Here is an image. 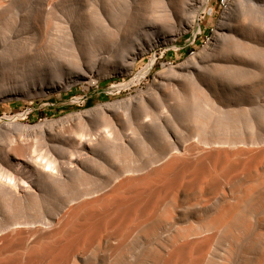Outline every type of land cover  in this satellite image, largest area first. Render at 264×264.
<instances>
[{"label": "bare ground", "instance_id": "1", "mask_svg": "<svg viewBox=\"0 0 264 264\" xmlns=\"http://www.w3.org/2000/svg\"><path fill=\"white\" fill-rule=\"evenodd\" d=\"M186 1L0 0V64L71 58L113 35L133 4L159 2L170 13ZM206 1L193 0L195 29ZM248 1L224 0L213 40L177 66L178 89L167 90L160 72L134 96L15 123L47 131L76 121L88 133L73 135L65 152L22 142L0 152V264H264V45L244 48L240 36L233 44L237 30L228 28ZM144 16L148 35L159 17ZM96 118L109 129L91 132Z\"/></svg>", "mask_w": 264, "mask_h": 264}, {"label": "rangeland", "instance_id": "2", "mask_svg": "<svg viewBox=\"0 0 264 264\" xmlns=\"http://www.w3.org/2000/svg\"><path fill=\"white\" fill-rule=\"evenodd\" d=\"M140 4L138 6L133 4L128 15L122 17L119 23L121 29L111 28L115 31L113 35L112 33L109 34V38L91 39L92 47L89 51H77L76 55L71 56V58L65 57L66 59L69 58L67 61L66 59L62 60L63 57L57 56H53L50 58L51 60L33 57V64L25 62L22 57H19L14 61L16 64L20 63L14 66L17 67L15 69L11 65L12 63L1 62L0 152H5L11 145L21 142L24 146H30L32 152H65L63 148H66L65 144L70 141L73 135L78 134L77 137H82L88 133L83 130L82 125H77L76 121L56 125L47 131H30L15 123L35 125L45 121H55L72 113L84 112L101 104L134 96L139 91H147L151 88L160 72L164 74L167 90L168 87L171 88L170 90L178 89L177 86H180V81L178 77V80L175 78L179 76L177 75L179 73L177 66L193 54L198 53L213 40L219 30L222 18L226 16L219 0H207L206 7L197 12L198 27L195 29L189 24L193 11V0H187L179 12L172 9L171 18H168L169 22L167 19L165 21L166 17L161 18L166 13L170 14L164 12L161 3L156 2L153 5L149 3L150 6H148L149 4ZM244 4L246 5H243L241 10L235 11L229 19L228 28L233 27V31H238L233 33L234 37L231 42L233 44L236 42L237 45L240 36V40H242H239L241 42L239 44L242 45L244 42L242 45H245L244 48L248 43L251 44H248L250 47L256 46L257 48V44L263 46L264 0H249ZM140 9L144 11L142 10L140 13ZM137 10H140L139 13ZM151 12L156 16L158 15L159 18L152 17L156 21H153L155 24H151L150 29H147L151 32L147 35L144 31L150 24L146 23L150 21V17L144 15H149ZM152 18L151 20H153ZM173 37L175 40L172 42ZM245 38L246 40H243ZM255 40L258 42L256 43ZM151 41H154L153 47L150 46ZM231 52L228 51V54ZM236 52L238 51H235L234 54ZM240 53L242 52H238L240 56L236 54L237 58L233 52L230 56L244 62L255 60L251 53H243L245 58ZM249 56L253 59L251 60ZM36 58L39 62L36 61ZM131 62L133 65L129 68ZM36 65L37 67H35ZM89 76H92L93 82H87L90 80L87 79ZM69 80L71 83L68 88L54 86ZM167 83H171L172 86ZM34 87L37 88L38 93L42 88L43 93L32 95ZM90 100L91 104L88 107L87 102ZM133 119L134 115H130L122 125L132 123ZM91 122L89 127L93 133L98 130L109 129V125L101 122L100 118ZM128 131L130 130H126V132ZM112 150L106 148L100 152L115 151Z\"/></svg>", "mask_w": 264, "mask_h": 264}, {"label": "trees", "instance_id": "3", "mask_svg": "<svg viewBox=\"0 0 264 264\" xmlns=\"http://www.w3.org/2000/svg\"><path fill=\"white\" fill-rule=\"evenodd\" d=\"M87 104H88V107H89V106H90V104H91V100H90V101H88V102H87Z\"/></svg>", "mask_w": 264, "mask_h": 264}, {"label": "built area", "instance_id": "4", "mask_svg": "<svg viewBox=\"0 0 264 264\" xmlns=\"http://www.w3.org/2000/svg\"><path fill=\"white\" fill-rule=\"evenodd\" d=\"M219 2H220V5L224 2V0H219Z\"/></svg>", "mask_w": 264, "mask_h": 264}]
</instances>
